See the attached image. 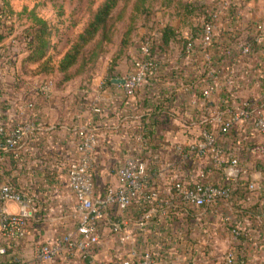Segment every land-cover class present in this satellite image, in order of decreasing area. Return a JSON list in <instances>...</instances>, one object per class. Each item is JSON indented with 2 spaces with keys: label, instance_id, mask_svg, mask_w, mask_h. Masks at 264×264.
<instances>
[{
  "label": "built area",
  "instance_id": "obj_1",
  "mask_svg": "<svg viewBox=\"0 0 264 264\" xmlns=\"http://www.w3.org/2000/svg\"><path fill=\"white\" fill-rule=\"evenodd\" d=\"M240 6L239 0H214L211 8L205 9L194 24L197 31L189 27L183 36L180 29L177 30L183 42L180 58L187 60L192 69L187 68L194 72L192 79H177L173 88H162L157 85L159 79H154L161 66L162 51L156 48L161 32L135 44L132 69L122 77L124 83L120 84L126 104L122 118L133 122L130 127L135 143H131L134 146L116 166L118 184L101 190L96 183L97 151L101 146L97 126L102 109L94 106L90 121L69 130L72 155L68 153L70 158L60 165L76 202L77 226L60 239L41 244L36 251L38 261L53 262L62 253L71 251L92 261L101 239L100 225L107 212L127 211L131 207L140 212L136 222L123 219L112 222L113 232L126 230L122 241L133 238L135 226H140L145 235L153 234V226L162 229L169 220L174 226L175 221L171 219L177 214L172 208L174 204L196 213L195 219L199 221L206 211L217 212L219 204L228 206L236 211L226 217L236 237L247 232V220L248 224L252 220L250 224L260 229L264 211V169L255 170L250 163L264 164V77L254 79L255 99L235 101L234 89L252 79H234L221 66L230 55L239 63L257 53L264 59V24L255 21L244 26ZM152 79L153 86L149 84ZM32 92L31 96L27 90L20 89L5 95L7 92L0 89V164L2 170L16 171L12 177H21L27 172L23 149L27 139L40 130L34 99L53 100L54 80H37ZM132 97L137 100L131 101ZM162 105L164 109L155 115L156 125L150 127L152 119L148 117ZM172 119L179 121V131L189 139L167 144L173 158L169 161L170 157L163 159L157 151L160 146L154 141L153 129ZM242 186H246V198L237 201L235 194ZM255 197H259V201L253 204L257 205L254 215H240L237 203L249 204ZM0 202L3 203L0 206L2 235L9 240L26 236L28 223L37 213L27 189L5 180L0 184ZM7 203H17L19 211H10ZM181 213L187 224L188 214ZM180 225H184L183 221ZM173 232L178 239L185 240L180 237V228H173ZM146 240L152 245L143 250L130 247L125 258L100 264H160L153 239ZM163 241L168 238H162ZM5 253L6 247L0 246V254ZM236 258V252L231 249L225 253L222 264H236Z\"/></svg>",
  "mask_w": 264,
  "mask_h": 264
},
{
  "label": "crops",
  "instance_id": "obj_2",
  "mask_svg": "<svg viewBox=\"0 0 264 264\" xmlns=\"http://www.w3.org/2000/svg\"><path fill=\"white\" fill-rule=\"evenodd\" d=\"M245 16L248 15L242 13L243 21L250 18ZM174 25L180 29L181 35L187 34L189 27L179 28L177 24ZM159 28L158 31L153 32V35H157L156 33L162 29V27ZM181 47L179 41H172L170 46L165 47L161 52V66L158 76L156 75L154 78L159 79L156 81L158 86L173 88L177 79H192L191 74L194 70L189 71L188 68L192 69V65L188 64L187 60L180 58ZM221 66L227 73L233 75L234 79H252L250 83L245 82L246 84L234 89L235 101L247 98L255 99L257 86L254 79H263L264 77V59L260 53L250 60L240 63L235 60L233 55H230ZM122 77L121 73L115 72L109 77L110 82H107L108 76L104 79H102L103 77L79 79L78 83L70 81L65 92L58 91V85L53 79L55 83L54 99L48 101L42 97H35L40 130L27 139L23 149L27 172L21 177H14V179L18 186L27 189L30 199L36 206L37 213L29 221L27 234L23 238L9 240L0 232V246L6 247V253L0 254V264H100L118 261L128 255L130 247L143 250L145 247L151 246L152 243H148L147 238H150L151 241L153 239V247L157 246L160 264H181L182 261L185 262L184 264L191 262L207 264L208 259L209 261L218 260V263H221L225 253L236 247V243H240L226 218L228 215L235 214L236 211H232L228 206L219 204L217 212L206 211L200 215L202 221H199L195 219L196 213L188 211L184 206L179 205L177 208L173 203L174 207L172 208L177 211V214L171 217L175 221L174 226L169 220L163 224L162 229L153 226V234L147 233L146 235L141 233L140 226H135L133 229L131 228L133 238L127 241H122L121 238L122 235L126 236L127 233H124L126 230L119 233L113 232L112 222L118 219L136 222L140 217V212L136 207L121 212L108 211L105 220L100 225L101 239L94 249L92 261L82 258L75 251L62 253L53 262H40L36 259V251L41 244L60 239L77 226L76 202L73 193L66 184L65 170L60 165L66 163L72 155V148L69 144L71 132L69 130L71 127H77L90 121L94 106H99L102 109L100 118H98L99 126H97L101 135V146L97 151L99 162L96 169V183L101 187V190L105 186L118 184L116 166L134 146L131 143H135V138L131 135L133 128L130 127L133 122H125L122 118L126 107L123 87L112 82V79ZM0 79H2L1 75ZM37 80L41 79H36L35 82ZM149 84L153 86V79ZM32 93L34 92H29V95ZM130 100L137 99L132 97ZM63 101H65L64 104ZM178 122V120L172 119L169 123L161 124L162 126L157 125L156 128L154 126L155 130L153 129V135L156 138L154 141L156 145L160 146L157 151L160 152L163 159L168 160L170 157L169 161H172L173 158L167 144L177 140L185 141V138L189 139L188 135H183L179 131ZM68 153L71 154L67 155ZM153 158L155 159L154 155ZM254 163L251 162L250 166H254L255 170L264 169L263 163L258 162L255 165ZM14 172L16 174L13 169L12 172L9 171V174L14 175ZM0 181L5 182V179H0ZM262 197L264 198V195ZM258 201L259 197H255L249 204L253 205ZM2 204L0 202V206ZM246 204L247 202L243 203L242 207H245ZM6 205L12 212L19 211L17 203H7ZM181 212L188 214L187 224L184 222L186 218ZM262 218L263 223L259 230L256 229V225L250 224L252 220L249 224L248 220L246 221L249 238L243 242L247 256L257 260V264H264V211ZM181 221L184 223L182 226L180 225ZM173 228H180L182 232L180 237H185V240L178 239ZM226 229L230 233H227ZM157 231L160 233H156ZM162 238H168V241L161 242Z\"/></svg>",
  "mask_w": 264,
  "mask_h": 264
},
{
  "label": "rangeland",
  "instance_id": "obj_3",
  "mask_svg": "<svg viewBox=\"0 0 264 264\" xmlns=\"http://www.w3.org/2000/svg\"><path fill=\"white\" fill-rule=\"evenodd\" d=\"M104 1L0 0V14L4 15L0 18V35H4L0 38V89L7 92L5 95L20 87L31 92L36 79H55L58 91L65 92L70 81L78 83L79 79L95 77L104 79L115 72L126 76L131 71V56L136 43L153 38V32L166 25L193 27L203 15L202 8L209 10L214 0H119L105 28L84 47L78 62L68 72L70 79L65 80V74L58 70L59 60L78 40ZM239 1V11L250 17L242 22L244 26L255 21L264 24V0ZM190 7L192 12H188ZM39 19L47 21L52 31V48L43 60L32 62L27 60L29 51L25 34L39 26ZM47 57H50L52 67L49 71L43 70L42 65ZM247 205L249 208L252 203ZM226 232L230 233L228 229ZM238 247L233 248L238 252ZM256 261L247 256L246 264H257ZM184 263L182 261L181 264ZM207 264H222V260L218 263V260L208 259Z\"/></svg>",
  "mask_w": 264,
  "mask_h": 264
},
{
  "label": "trees",
  "instance_id": "obj_4",
  "mask_svg": "<svg viewBox=\"0 0 264 264\" xmlns=\"http://www.w3.org/2000/svg\"><path fill=\"white\" fill-rule=\"evenodd\" d=\"M119 0H105L96 10L93 19L89 22L85 30L79 35L78 40L72 45V47L64 54V56L59 60L58 63V70L60 72H63L65 74V80H69L71 75L68 74L70 73V69L72 66H74L80 57V54L82 53L84 47L95 38V36L99 33V31L102 28H105L107 21L111 15L112 10L115 8ZM145 1V0H141ZM191 10L188 12H192V7H190ZM202 8V7H201ZM204 8V7H203ZM205 11V9H203ZM204 11L202 13H204ZM4 16L0 14V18ZM39 26L37 28H31L29 29L26 34L25 38L27 41V48L29 51V54L27 56V60L32 61V62H37L40 60H43L48 52L51 50L52 45L50 41V37L52 34V31L50 27L48 26L47 21L43 19H39ZM194 26V25H193ZM193 29H196L197 27H193ZM178 28H176L173 25H166L163 27L160 32H161V41L156 45V48L164 51L165 47L170 46L172 41H179L181 44L183 43L181 39L178 38ZM4 35H0V38H3ZM42 65L44 66L43 70L49 71L52 69L50 66V57H47ZM113 75V74H112ZM112 75L108 76V81L110 82L109 77ZM21 89V87L19 88ZM19 89L15 90L18 91ZM2 92V91H1ZM164 109L163 105L160 106L159 108H156L154 111H152L151 115L148 117L149 119H152V121L148 124L150 127H153V125H156L157 119L155 118V115H158L160 113V110ZM154 116V117H153ZM166 116L169 117L170 115L166 113ZM1 155V153H0ZM12 163H14L12 161ZM0 179L7 180L11 184L17 183L16 179L12 177L9 174L8 170H2L1 169V164H0ZM246 186H242L241 189H239L235 196H237V201L245 199L247 190L245 189ZM237 208L239 209V214L240 215H251L253 216L255 211L257 210V205H252L249 208L242 207L241 204L237 203ZM238 241L240 243H236L237 247L239 245L238 252H236V264H246L247 261V256L246 253L244 252V243L246 240H248L249 236L247 232H242L240 235H238ZM245 249V248H244Z\"/></svg>",
  "mask_w": 264,
  "mask_h": 264
},
{
  "label": "water",
  "instance_id": "obj_5",
  "mask_svg": "<svg viewBox=\"0 0 264 264\" xmlns=\"http://www.w3.org/2000/svg\"><path fill=\"white\" fill-rule=\"evenodd\" d=\"M112 82L117 83V84H122V83H124V79L123 78L122 79L114 78V79H112Z\"/></svg>",
  "mask_w": 264,
  "mask_h": 264
}]
</instances>
